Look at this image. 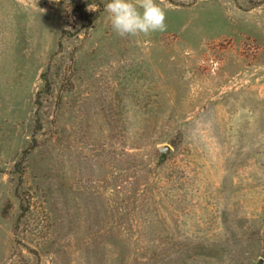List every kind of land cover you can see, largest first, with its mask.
Returning a JSON list of instances; mask_svg holds the SVG:
<instances>
[{"label":"rangeland","instance_id":"1","mask_svg":"<svg viewBox=\"0 0 264 264\" xmlns=\"http://www.w3.org/2000/svg\"><path fill=\"white\" fill-rule=\"evenodd\" d=\"M107 2L0 0V264H264V0Z\"/></svg>","mask_w":264,"mask_h":264},{"label":"clouds","instance_id":"2","mask_svg":"<svg viewBox=\"0 0 264 264\" xmlns=\"http://www.w3.org/2000/svg\"><path fill=\"white\" fill-rule=\"evenodd\" d=\"M96 11L95 8H89ZM105 11L114 33L126 38L166 31V10L157 0H108Z\"/></svg>","mask_w":264,"mask_h":264}]
</instances>
